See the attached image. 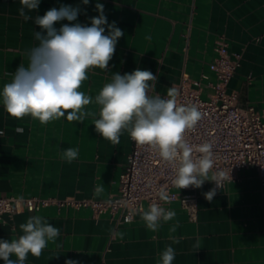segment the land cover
Here are the masks:
<instances>
[{
  "label": "crops",
  "instance_id": "obj_1",
  "mask_svg": "<svg viewBox=\"0 0 264 264\" xmlns=\"http://www.w3.org/2000/svg\"><path fill=\"white\" fill-rule=\"evenodd\" d=\"M96 3L104 5L108 23L115 21L125 35L118 40L109 69H91L82 82L80 91L93 100L114 73L123 75L137 68L157 77L151 95L166 96L168 88H176L182 73L190 79L204 73L208 79L203 83L214 81L209 63L217 55L216 40L223 38L230 52L241 55L227 91L237 94L240 106L253 105L264 113V0H89L87 5L82 0H41L38 10L29 15L43 16L53 7L79 5L82 11L76 22L90 26V18L99 15ZM20 7V0H0V90L21 64L27 67V53L39 43L34 32L41 29L34 20L25 21L19 15ZM67 23L64 20L55 27ZM85 110L96 116H88L83 123L68 122L65 116L42 125L27 116L11 118L0 103V131L4 133L0 136V194L103 199L116 193L131 151L129 135L125 132L120 143L113 145L92 124L99 118V106L92 103ZM68 148L79 153L70 164L61 159ZM97 187H103L99 195L95 194ZM212 188V182L205 181L194 189V219L179 201L171 202L175 217L162 221L155 232L141 219L148 210L146 204L129 221L108 213L94 215L90 207L50 205L5 215L0 240L18 238L23 234L19 225L39 215L58 227L61 235L40 257L29 254L25 264H66L68 260L76 264H159L167 246L176 252L172 264H264V185L256 169L241 168L238 179L217 189L209 202L203 194Z\"/></svg>",
  "mask_w": 264,
  "mask_h": 264
},
{
  "label": "clouds",
  "instance_id": "obj_2",
  "mask_svg": "<svg viewBox=\"0 0 264 264\" xmlns=\"http://www.w3.org/2000/svg\"><path fill=\"white\" fill-rule=\"evenodd\" d=\"M40 2L20 0L19 15L25 21L34 20L41 31L34 32L39 43L28 51L27 67L21 64L12 74V80L0 90L4 111L16 120L27 116L42 125L65 116L68 122L83 123L88 116H96L85 110L95 103L99 106V118H94L92 124L101 138L118 145L120 137L127 132L135 143L149 146L163 161L175 165L172 183L179 189L201 188L205 181L214 182L216 187L203 194L211 202L221 186L216 176L209 179L215 163L213 145L205 142L193 146L186 140V133L195 129L203 118L198 106L178 104L179 90L174 87L167 89L166 96L151 95L157 77L139 68L123 75L114 73L93 100L80 91L82 82L88 79L91 69H109L124 32L115 21L108 23L101 3H96L99 15L90 18L89 26L76 22L82 11L79 5L53 7L43 16L29 15L38 10ZM82 3L87 5L89 0H82ZM64 20L69 23L57 29L55 25ZM17 132L23 129L17 128ZM3 134L0 131V136ZM194 152L200 155L194 156ZM78 154V149L68 148L62 151L61 159L70 164ZM219 175L224 176V173ZM102 192L103 187L95 190L96 195ZM160 198L167 200L168 196L161 192ZM175 215L174 211L152 203L142 212L141 219L148 230L155 232L162 221H170ZM177 226L174 225L172 231ZM19 229L23 234L18 238L0 240V260L4 264H25L29 254L40 257L48 244L55 243L61 235L58 227L39 215L29 217ZM175 258L174 248L167 246L160 255L159 264H172ZM66 264L76 262L68 260Z\"/></svg>",
  "mask_w": 264,
  "mask_h": 264
},
{
  "label": "built area",
  "instance_id": "obj_3",
  "mask_svg": "<svg viewBox=\"0 0 264 264\" xmlns=\"http://www.w3.org/2000/svg\"><path fill=\"white\" fill-rule=\"evenodd\" d=\"M216 57L209 63L215 75L214 81L204 73L199 79H190L182 73L176 86L179 90L178 104H195L203 113L196 128L186 133V140L193 146L209 142L213 145L214 168L211 179L216 176L220 188L238 179L241 168L252 166L256 169L260 183L264 185V113L253 105L242 107L237 94L227 91V84L240 64V53L230 52L223 38L216 40ZM211 90V91H209ZM206 92L205 97L203 94ZM130 138V137H129ZM131 151L119 175L118 191L103 199H76L68 196H6L0 194V222L3 217L22 211H36L46 206L90 207L94 215L108 213L119 221H129L134 215L152 203L170 210L173 201L194 219L197 212L196 194L193 187L179 189L173 183L175 165L163 161L158 153L146 145H139L131 138ZM194 156L199 153L194 152ZM224 176H220V173ZM231 175V178H230ZM216 187L215 183L212 182ZM165 192L167 200L160 198Z\"/></svg>",
  "mask_w": 264,
  "mask_h": 264
},
{
  "label": "rangeland",
  "instance_id": "obj_4",
  "mask_svg": "<svg viewBox=\"0 0 264 264\" xmlns=\"http://www.w3.org/2000/svg\"><path fill=\"white\" fill-rule=\"evenodd\" d=\"M203 97H205V94H203Z\"/></svg>",
  "mask_w": 264,
  "mask_h": 264
}]
</instances>
